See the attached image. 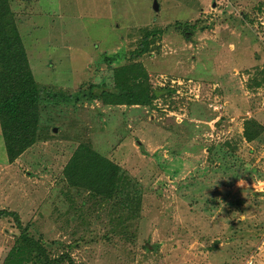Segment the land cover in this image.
<instances>
[{"label": "rangeland", "instance_id": "374dc122", "mask_svg": "<svg viewBox=\"0 0 264 264\" xmlns=\"http://www.w3.org/2000/svg\"><path fill=\"white\" fill-rule=\"evenodd\" d=\"M156 1L14 2L36 82L75 96L140 62L161 97L51 107L45 141L13 163L0 129V211L19 210L22 229L73 264H264V136L242 135L245 120L264 125V0ZM82 143L127 175L118 199L64 181ZM21 233L0 218V264Z\"/></svg>", "mask_w": 264, "mask_h": 264}, {"label": "trees", "instance_id": "16d2710c", "mask_svg": "<svg viewBox=\"0 0 264 264\" xmlns=\"http://www.w3.org/2000/svg\"><path fill=\"white\" fill-rule=\"evenodd\" d=\"M12 1L0 0V128L11 163L45 141L42 122L51 107L58 109L81 98L99 100L113 107H152L161 97L151 87L149 74L140 62L114 68L113 87L104 82L92 84L85 93L80 91L75 96L36 82ZM151 36L153 34L148 33L143 40L138 56L148 52L147 40ZM105 61L111 64L112 58L106 57ZM242 135L248 144L261 143L264 125L256 119L245 120ZM63 174L68 187L105 202L118 199L130 184L121 166L87 143L77 147ZM119 202L129 206L134 200L121 198ZM137 205L140 208L139 200ZM10 216L22 233L4 264H73L69 255L51 257L41 240L30 235L28 229H22L17 212L0 211V218Z\"/></svg>", "mask_w": 264, "mask_h": 264}, {"label": "built area", "instance_id": "2783aa9c", "mask_svg": "<svg viewBox=\"0 0 264 264\" xmlns=\"http://www.w3.org/2000/svg\"><path fill=\"white\" fill-rule=\"evenodd\" d=\"M244 264H256L255 256L249 257Z\"/></svg>", "mask_w": 264, "mask_h": 264}, {"label": "crops", "instance_id": "0c3cea01", "mask_svg": "<svg viewBox=\"0 0 264 264\" xmlns=\"http://www.w3.org/2000/svg\"><path fill=\"white\" fill-rule=\"evenodd\" d=\"M15 1H17V0L12 1L14 9H15V5H14V2H15ZM15 11H16V10H15ZM17 15H18V13H17ZM0 129H1V128H0ZM1 135H2V133H1ZM18 211H19V210H18ZM18 211H15V212H18ZM19 214L22 215V213H21L20 211H19Z\"/></svg>", "mask_w": 264, "mask_h": 264}, {"label": "water", "instance_id": "95a60500", "mask_svg": "<svg viewBox=\"0 0 264 264\" xmlns=\"http://www.w3.org/2000/svg\"><path fill=\"white\" fill-rule=\"evenodd\" d=\"M155 9H156V11L159 9V7H158V4H157V1L155 0Z\"/></svg>", "mask_w": 264, "mask_h": 264}]
</instances>
